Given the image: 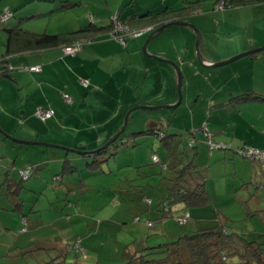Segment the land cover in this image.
Instances as JSON below:
<instances>
[{"label":"crops","instance_id":"crops-1","mask_svg":"<svg viewBox=\"0 0 264 264\" xmlns=\"http://www.w3.org/2000/svg\"><path fill=\"white\" fill-rule=\"evenodd\" d=\"M85 1L0 0V25L6 33L2 58L8 55L11 65L9 73L0 74V127L14 138L10 139L0 134V158L5 156L12 163V166L6 168L4 178L0 182V209L5 212L21 213L19 222L18 220L8 222L4 217L5 214L0 210V264L1 258L10 257V252L17 243L16 236L19 233L16 234L12 230L14 225L20 223L21 234H29L42 219L40 214L43 212L42 208L32 205L25 207L26 192L37 200L42 199L44 195L46 199L66 200L69 203L74 199L91 200L87 203L88 206L100 196L102 201L106 193L103 194L101 187L97 189L91 186L93 177H86L104 174L101 169L103 163L98 167L94 165L101 156L96 157L92 152H96L121 129L132 108L143 104L174 105L179 99L176 69L169 63L149 57L141 47L143 43L141 39L150 36L158 28L155 27L156 25L146 24V27H142L145 29L143 34L132 42H129L131 38H128L126 44L111 37L108 29L102 30L95 34L96 39L87 42L76 54L65 53L64 43L41 46L34 38L19 33L11 40L7 30L22 28L37 35H58L89 28L91 21L87 17L81 20V15L76 17L79 21L73 24L76 26L65 28L59 25L51 28L53 22L54 25L56 23L54 20L57 14L70 10H80L76 14H92L94 24L99 28H108L111 25L109 16L115 11L121 20L139 22L145 26L144 23L147 22H142L140 16L148 13L158 14L166 8H181L187 1H201L196 10L188 13L181 21L192 23L199 30L200 51L204 63H219L253 49L264 48V39L259 38L257 32L248 35L245 31L247 29L245 25L248 23H264V5L258 0H250L243 6L225 7V10L220 11L214 10L219 0H215L210 10L204 4L206 0H112V2L106 0V14L98 7H89L86 12L83 9L86 5ZM5 8H10L13 16L2 21L1 15ZM204 8L207 10L204 11ZM67 16H70L69 13ZM196 40L197 33L192 27L172 25L150 41L148 44L150 54L172 60L181 67L183 99L178 107L166 108L172 110L166 116L162 114L153 116L137 113V110L133 111L129 120L131 117L134 118L136 128L128 133L131 136L127 139L133 143V163L142 166L145 161L143 157L145 151L141 150V154L139 153L141 144L138 141L142 142L144 140L142 137L145 136L149 140L154 135L148 132L151 129L167 135L165 139H163L165 136L160 139L167 151L163 163L168 167L172 165L174 170L182 168L184 164L193 160L205 171L204 189L208 195V203L205 205L187 209L180 204L173 210L189 211L191 218L194 217L200 224L206 223L207 218L213 216L222 217L226 224L235 220L236 216L231 209H240L244 218L252 217L256 212H264V177L261 174V164L259 161L245 158L239 152L245 147L264 149V125L256 129L257 122H254L257 118L258 122L262 120L264 124V116L256 105L257 102L264 101V67H257L256 64L258 61L264 63V49L241 57L234 61L239 62L236 65L229 63L218 67H206L198 60ZM33 66H41L42 69L31 71L30 67ZM82 80H88L89 84L83 85ZM64 93L70 95L71 102L64 99ZM243 94L251 95L248 99H238ZM39 108H52L55 114L47 120H42L37 115ZM244 111H248V115L244 114ZM251 115L254 119L250 122L246 116ZM136 119L139 124H136ZM181 119L185 122L183 127L178 121ZM145 122L148 128L143 126ZM202 122L207 129V137L199 132L202 130L200 128ZM126 131L127 127L124 135ZM183 137L187 144L183 143ZM21 140L40 141L47 145L28 144ZM210 141L230 143L224 144L232 149L222 147L225 150L217 151L218 148H211ZM120 147L121 145H118L114 150L113 158L116 162L121 151L127 152L126 149L120 150ZM183 147L186 150H183ZM190 147L195 154L192 159L190 156L186 158V152ZM129 154L131 153H126ZM153 156L152 161L155 163ZM158 158L160 160L159 156ZM109 162L110 160L104 163ZM129 163L105 171L107 175L116 177V184L101 177L102 183L106 181L105 188L109 190L107 195H111L109 205L112 200L122 204L131 191L128 189L129 183L141 177L139 175L141 170L137 173L120 172V169L124 168L123 170L127 171L133 167ZM218 164L223 166L221 171L216 170ZM141 166H135L134 169ZM26 168L32 170L30 182L26 184L23 182L22 188L18 190L15 181L22 180L19 170ZM80 173L83 179H77L80 178ZM60 176L62 178L55 181V177ZM260 181L262 184L257 186V182ZM58 182L61 185L55 187ZM46 185L49 189L45 188ZM251 187L253 192L249 191ZM145 188L140 186V192L135 191L136 195L132 196L135 199H128L140 202L149 199ZM245 191L249 200L244 195ZM251 199L255 202L256 210L253 211L249 208L248 201ZM226 200H228L227 205ZM98 205L100 206L97 209L78 210V215L83 217L86 227L93 225L89 218L94 219L107 203ZM208 210H210L209 215ZM112 212L113 210L109 215ZM223 214H227L230 221H227V217ZM70 216V214L63 216V223L57 230L58 233L63 231L59 239H47L46 236H41L35 240L38 249L45 251L57 249L59 254L56 259L59 258V262L60 259L63 260V254H67L69 261L68 253L71 254L75 250L73 245L80 238L76 239L70 233L72 231ZM123 220L128 221L126 218ZM106 222H110L115 227L121 226V222L111 216L102 219V223ZM243 230L238 232H246L254 236L264 234V231ZM90 237L87 236L88 239ZM94 237L97 238L98 235ZM83 239L84 237L81 238V245L86 251ZM136 240V238L132 240L136 243L135 246L138 245ZM47 241H52L54 246H48ZM127 241H129L128 245L132 243L131 240ZM91 243L87 240L90 251L96 247L95 242ZM117 243L124 246L123 259L126 261V245L119 240ZM149 245L147 244V247ZM65 247L66 251H64ZM145 247L138 246V248ZM120 248L118 247L119 250ZM75 256L79 254L76 253ZM83 258L91 259L87 254Z\"/></svg>","mask_w":264,"mask_h":264},{"label":"rangeland","instance_id":"rangeland-1","mask_svg":"<svg viewBox=\"0 0 264 264\" xmlns=\"http://www.w3.org/2000/svg\"><path fill=\"white\" fill-rule=\"evenodd\" d=\"M87 1H89V3H86ZM112 2V0H110ZM248 2L250 0H247ZM106 0H86L85 1V6H84V10H88V8H101L103 9V13L106 14L107 13V8H106ZM215 0H206L204 1V4H206L208 6V9L210 10V8H213ZM258 2L263 3L264 5V0H258ZM221 2L216 3V5L214 6V10L216 11H220V10H225V7H220ZM236 6V5H234ZM238 6V5H237ZM239 6H243V4H239ZM82 7V5L80 6ZM78 8V7H77ZM207 10L206 8H204V11ZM76 12H80V10L74 11V10H70L68 12H62L60 14H57L55 17L56 20H54L56 23L54 25V22L51 26V28H53V26H64L66 27H72L71 25L73 24H77L79 21L78 19H76L77 15H81L82 17L80 18L81 20H84V18H89V20L91 21V18L94 19L92 14L88 13H78L76 14ZM117 11H115L114 13H112L109 18L111 20V17H113L116 14ZM4 13V11H3ZM69 13V17L67 16V14ZM86 18V19H87ZM80 20V21H81ZM76 26V25H73ZM246 26V30L247 34L250 35H254L255 32H257V35L259 36V38H263L264 39V23H248L245 25ZM140 30V29H137ZM110 35V32H109ZM142 35V34H141ZM139 35V36H141ZM6 36V33L4 32L3 28L0 25V59L2 58V53L3 50H5V42H4V38ZM138 36V37H139ZM149 35L144 36L141 40L143 41L141 47L143 49L144 43L146 42V40L148 39ZM137 37H132L131 40L129 42H132L133 39H135ZM236 63L239 62H231V64L229 65H236ZM257 67H264V63H260L259 61L256 62ZM229 67V66H228ZM146 105V104H143ZM256 105H258V111L261 113L262 116H264V101L262 102H257ZM139 106V105H138ZM148 106H155V105H148ZM158 106V105H156ZM245 108H246V104H244ZM172 110H166V108H162V109H146V108H141L138 109L136 112L137 113H143V114H148V115H153V116H158L160 114L162 115H169V113H171ZM247 113V114H246ZM248 111H244V114L248 115ZM208 115V113L206 114ZM247 119L251 122L254 119V116L251 115L246 116ZM205 120V119H204ZM136 124H139V121H137V119L135 120ZM180 121V125L183 127V125H185L184 119L178 120ZM207 121V120H206ZM167 122V121H166ZM254 122L256 123V129H259L262 127L263 121L261 120L260 122H258V119L256 118V120ZM167 124H169L167 122ZM201 127L202 130L199 131L201 133H203L204 136L207 135V133H205L203 131L204 129V123H201ZM144 127L148 128L147 122L144 123L143 125ZM136 128L135 126V122H134V118L131 117L127 126V131L126 134L123 136V139H127L131 136V134L129 135L128 133H131L132 130ZM194 132L196 131L195 129H192ZM186 132V131H185ZM198 133V131H196ZM159 133V134H157ZM1 135H3L5 137V135L3 133L0 132ZM163 137V136H162ZM160 132H155L153 136H151V138L148 140L147 137H142V142H139L141 144V148H139V153L141 154V150H144V154L143 157L144 158V162L141 165H135L133 163V147H132V142L129 141V139H127L129 142L125 145H121L120 150H125L127 151L126 153H131L129 155H126V153H123L121 151V153L119 154V158L117 159V162L115 160V158H110V162L109 163H103V168H101L104 171V174H95L93 176H86V177H93V185L91 184V186L93 187H97L98 188H102V192L103 194H105V198L101 201V196L98 197L95 201H93L91 203V206H88L87 203L90 202L91 200H78V199H74L71 201V203H69L66 200H57V199H46V195L42 196V199L37 200L36 198H34L32 195H30V193L26 192L25 193V198L27 200L25 201V207H29L30 205L36 206L38 208H42L43 212H41L40 214H42V219L40 221H38V223L36 224V227L33 229H31L29 234H21L22 230L20 229L21 225L20 223H17L16 225H14V227L12 228L13 231L18 234V236H16L17 239V243H15L14 248H12V251L10 252V257L9 258H1V264H44L48 261H51L52 259L56 258V256H58V252L56 251L57 249H50V250H42V249H38L37 246L38 244H35V240H37L38 238L42 237H47V239L50 238H56L59 239L60 236H62L61 234L63 233V231H61L60 233L57 232V230H59V228L61 227L62 223H63V216L66 214H70V218L72 219V231L70 233L73 234L74 238H78V241H81V238L84 237V241L85 243V252L84 254H79V256H75L76 255V247L74 246L75 250H73V252L70 254L68 253V260L69 261H80V262H85L88 264H94L96 262H99V264H124V246H120L117 243V240H119L120 242L124 243V245H128L127 240H135V238L137 239V244L139 247H143V246H147V244L149 246H157L159 244H165L171 241H174L177 237H179L180 235H184L186 233H195L199 230H206V229H211L214 228L217 224L221 223L224 224V220L222 219V217H208L207 221H205L206 223H198L199 221H197L194 217L190 218L188 220V222H184L183 224H179V222L177 221V219L175 218L176 216H182V215H186L187 212L184 210H180L178 211L177 209H175L174 211V215L170 218H166L165 220L162 221V219H159V213L158 212H154V207L156 205L159 204V197L160 196H165L167 194V188H168V181L164 179V177H169L173 175L174 170L172 169V165H169L170 167H168L167 169H163L162 168V163L165 162V158L167 156V151L165 149V147L163 146V144L160 142V139H162ZM207 137V136H206ZM182 138V137H181ZM131 140V139H130ZM183 143L187 144V142L185 141L184 137H183ZM216 143H225L222 141H215ZM121 142L118 141L117 145H120ZM225 144H230V143H225ZM192 145V144H191ZM209 148V147H208ZM228 149H232V147H227ZM183 150H186L185 147H183ZM193 149H191V147L189 148V150L186 152V158H188V156H190V158L192 159L194 157V153L192 151ZM217 151H221V150H225L223 148H218L216 149ZM215 150V151H216ZM148 152V153H147ZM1 154V153H0ZM153 154H156L157 156L160 157V162H153L152 161V156ZM191 154V155H189ZM147 155V157H146ZM189 158V159H190ZM115 160V161H114ZM130 161V163H129ZM131 164L133 167H130L129 169L123 170L120 169V172H135L137 173L139 170H141V173L139 174L140 178L137 181H131L129 183V187L128 189L131 190L129 191V196L128 198H132L133 195H136V192H140V186H145L147 194L149 196V198H152L153 201V205L149 206L147 204V200H145L144 202H140V201H136V200H131L126 198V200L122 201V204L117 203L116 200H112L113 202H111V205H109L108 201L111 199V195L108 196L107 193L109 192V190L107 188H105V182L102 183L103 179H109L111 180L113 183H115L117 181L115 176L112 175H107L105 171H107V169L111 168H119L118 166L124 165V164ZM114 164H117L114 165ZM173 164V161H172ZM175 165V164H174ZM9 166H12V163L9 162L8 158H6L5 156L3 158H0V182L3 180L4 178V173L6 168H8ZM78 166H83V165H78ZM135 166H141L138 168H135ZM223 166L218 164V168L216 169L217 171H221V168ZM121 168V167H120ZM123 170V171H122ZM103 171H99V172H103ZM80 178L77 179H83L82 174L80 173ZM103 175V176H102ZM106 175V176H105ZM135 175V174H134ZM138 175V174H137ZM85 176V174H84ZM85 177V178H86ZM103 177V179L101 178ZM106 177V178H104ZM76 179V178H75ZM101 180V181H100ZM164 181V182H163ZM25 184L28 182H30V179L24 180ZM54 183V182H53ZM56 183V182H55ZM60 182H58V184H55L56 186H60L61 184H59ZM116 184V183H115ZM148 185V186H147ZM52 186V185H51ZM49 189V186L46 185L45 188ZM114 188V187H113ZM115 193V189L112 190ZM249 191L253 192V188L251 187ZM102 194V195H103ZM109 194V193H108ZM244 195L246 196L247 200H249V196L248 193L245 191ZM36 199V200H35ZM135 199V198H132ZM57 201V202H54ZM250 206V210H256L255 209V202L251 199V201H248ZM75 203V204H74ZM78 203H80V205H78ZM99 203H107V206L104 207L98 214L96 217H94V219H92V217L89 218L90 222H92L93 225H90L89 227H86L84 225L85 221L83 219V217H80L78 215V210L82 209V211L88 210L89 209H97L99 208L100 205H98ZM224 203V202H223ZM228 204V200H226V205ZM150 209V210H149ZM228 209V207H227ZM2 211V209H0ZM113 212L111 213V215H109L110 211ZM231 211L233 212V214L237 217H235V220L230 221L229 217H227V214H223L227 217V221H230L229 223H226V227L227 229H229L230 231H244L245 230H256V231H264V212H256L254 213V215L252 217H248V218H244L242 216H244L243 212H241L240 209H231ZM230 211V212H231ZM2 213H4V217L8 222H14L15 220H19L21 219V213H19L18 211H14V212H5L4 210L2 211ZM226 213V212H225ZM180 214V215H178ZM206 214V213H204ZM210 214V210H208V215ZM114 218L115 220H118L121 222V226L119 227H115L113 226V224H111L110 222H106V223H102V219L104 218H109V217ZM134 216H140L141 220L140 221H135L134 220ZM151 217V218H150ZM123 218H126L128 221H124ZM216 218V219H215ZM96 219V221H95ZM81 220V221H80ZM214 220V221H211ZM152 221L153 224L152 226L148 225V222ZM102 223V224H101ZM14 224V223H12ZM43 224L40 227H37L39 225ZM137 225V227L135 226ZM26 225H24L25 227ZM20 227V228H19ZM135 227V228H134ZM42 228V229H39ZM20 229V230H19ZM88 231V232H87ZM95 233V234H93ZM246 233V232H245ZM15 234V235H16ZM253 234V233H252ZM14 235V234H13ZM97 236V238H95L94 236ZM87 236H92L89 239L87 238ZM133 236V238H129ZM140 236V237H138ZM86 237V239H85ZM87 240L91 243V242H95V246L94 248H92V251H90L88 249L87 246ZM135 241V242H136ZM48 246H54L53 242L51 241H47ZM92 244V243H91ZM118 247H121L120 250L118 249ZM66 247L64 248V251H66ZM166 249V247H164V250ZM63 250V249H62ZM25 253V254H24ZM24 254V255H23ZM87 254L89 257H91V259L89 260H85L83 258V256ZM186 254V253H185ZM77 257V258H76ZM166 257V253H156L153 254L151 256H149L150 259H162ZM186 257V255H185ZM240 257L236 256V255H230L226 264H239L240 263ZM94 260V261H93ZM68 261V262H69ZM61 262V259H60ZM151 264H174L172 261H167V262H163V263H151ZM190 264V263H187Z\"/></svg>","mask_w":264,"mask_h":264},{"label":"trees","instance_id":"trees-1","mask_svg":"<svg viewBox=\"0 0 264 264\" xmlns=\"http://www.w3.org/2000/svg\"><path fill=\"white\" fill-rule=\"evenodd\" d=\"M200 2L201 1H187L181 8H166L164 11L158 14L148 13L146 15L140 16V20L143 19L142 22H147L144 23L145 26L141 25L139 22L133 23L132 21L128 22L126 20H121L119 14H116L120 21L128 24L134 29H144L142 27H146V24H153L156 25L155 27H160L170 21L184 19L187 17L188 13L196 10ZM218 2H224L225 6L229 7L232 5L245 4L248 1L219 0ZM132 25L135 26L133 27ZM113 27L114 25L111 17V25L108 28L97 27L92 19L91 25L87 29L58 35H37L22 28H13L7 31L11 40L19 33L20 35H26L28 37L34 38L35 42L41 46H55L63 43L65 46H68L79 40H84L87 42L92 41L96 39L95 34L105 29H108L109 32H111ZM8 59V55H5L0 59V74H7L11 70ZM250 95L251 94H243L239 96L238 99H248L250 98ZM148 132L155 133V130L151 129ZM123 135L124 134H122V136L117 141L112 143L108 148L92 152L94 156L96 155V157L101 156V158H97V161L94 163L95 167L101 166V164L104 162H108L110 158L114 156V150L118 147V141L121 142L120 145H125L128 143V140L123 139ZM164 136L165 137L163 139L167 137V135ZM162 168H168L166 163H162ZM204 173V170L200 169V167L196 165L193 160H190L188 163L184 164L182 168H175L172 176L169 175V177H164V179L168 181L167 194L165 196H160L159 204L154 207V212L159 213V219L172 217L174 215L173 208L180 204L189 209L193 206L205 205L208 203V195L204 189ZM30 174L32 175V170H30ZM261 174L264 177L263 169ZM60 178H62V176L55 177V181L60 180ZM21 179V181H15L18 190L22 188L24 180H27L22 176ZM259 184H262V181L257 182L256 185L259 186ZM146 202L149 206H152V198L147 199ZM186 212L189 213V211ZM182 216L175 217L179 224H183L179 221V218ZM190 218L191 216L189 219ZM134 220L140 221L141 217L135 216ZM152 224V221L148 222V225L152 226ZM260 239L264 240V234L260 236H254L250 235V233L230 231L227 229L225 224L219 223L214 228L206 230L202 229L193 234L186 233L184 235H180L174 241L165 244L162 243L157 246L138 248V245L135 246L136 243L132 242L131 244L126 245L125 255L127 256V260L124 262V264H151L153 262L163 263L169 260L174 264H226L230 255L239 256L241 260L239 264H264V241H261ZM78 242L80 243L82 250L77 248ZM73 246L76 247L77 254H84L85 251L81 245V241L77 240ZM164 247H166L165 250ZM156 253H166V257L162 259L149 258V256ZM62 256L63 260L61 262L58 261L59 258H54L45 264H85L80 261L68 262L67 254H63ZM85 256L86 254L84 257Z\"/></svg>","mask_w":264,"mask_h":264},{"label":"built area","instance_id":"built-area-1","mask_svg":"<svg viewBox=\"0 0 264 264\" xmlns=\"http://www.w3.org/2000/svg\"><path fill=\"white\" fill-rule=\"evenodd\" d=\"M220 7H226L224 2L220 3ZM13 16V11L10 10V8H5L4 13L1 15V20L6 21L9 18ZM93 18H91L92 20ZM113 20V29L110 32V36L119 40L122 44H126L127 38L130 37H138L139 35L143 34L145 29H134L128 24L123 23L122 21L119 20L117 14L112 17ZM87 43V41L84 40H79L72 45L64 46V51L67 54H76L77 52L81 51L84 47V45ZM11 67V65H9ZM41 66H33L30 67L31 71H41ZM83 85L87 86L89 84L88 80H82ZM64 99L67 102H71V97L69 94L64 93L63 94ZM55 111L52 108H39L37 111V115L42 119V120H47L54 116ZM205 133H207L206 127L203 129ZM159 134V133H157ZM161 137H164V133H160ZM210 146L211 148H222V147H228V145H225L224 143H216L215 141H210ZM245 158L253 160V161H259L262 164V169L264 172V149H259L255 147H245L239 151ZM153 160L155 162H159L158 156L154 155ZM30 168L28 169H20L19 173L24 179H29L31 177L30 174ZM190 217V213H187L186 215L182 216L179 218V221L181 223L186 222ZM77 248L79 250H82L80 243H77Z\"/></svg>","mask_w":264,"mask_h":264},{"label":"water","instance_id":"water-1","mask_svg":"<svg viewBox=\"0 0 264 264\" xmlns=\"http://www.w3.org/2000/svg\"><path fill=\"white\" fill-rule=\"evenodd\" d=\"M172 25H181V26H189V27H192L196 33H197V40H196V51H197V57H198V60L199 62L206 66V67H218V66H223V65H226V64H229L231 62H234L238 59H240L241 57H244V56H247L251 53H254L256 51H259V50H262V49H253L251 51H248V52H245V53H242L240 55H237L235 57H232L231 59L229 60H226V61H222V62H219V63H204V58H203V55L200 51V38H201V34L199 32V30L197 29V27L195 25H193L192 23H189V22H184V21H181V20H174V21H170L168 23H165L163 24L162 26L156 28L152 33L151 35L148 37V39L146 40L144 46H143V51L146 55H148L149 57H152L156 60H159V61H162V62H165V63H169L171 65H173V67L176 69L177 73H178V91H179V99L177 101L176 104L174 105H161V106H148V105H139L137 107H134L132 108L127 116H126V119H125V123L124 125L121 127V129H119L117 131V133L109 140L107 141L102 147H100L99 149H97L96 151H99V150H102V149H106L108 148L112 143H114L115 141H117L121 136L122 134L125 132L126 130V127H127V124H128V121H129V117L131 115V113L135 110H138V109H141V108H146V109H149V108H152V109H162V108H176L178 107L181 102H182V99H183V88H182V85H183V73L181 71V67L174 61L172 60H169V59H165L163 57H160V56H156V55H152L148 52V44L150 43V41L155 37V35H157L158 33H161L163 32L165 29H167L168 27L172 26ZM0 132L3 133L6 137L10 138V139H14L11 135H9L2 127H0ZM20 141V140H19ZM21 142H26L28 144H43V145H47V143H44V142H40V141H23L21 140ZM55 147H60V148H63L65 150H71L67 147H62V146H57V145H53ZM80 153H82L81 151H78Z\"/></svg>","mask_w":264,"mask_h":264}]
</instances>
